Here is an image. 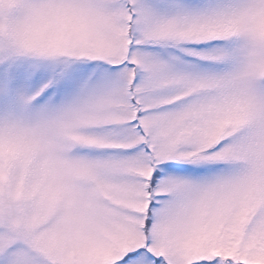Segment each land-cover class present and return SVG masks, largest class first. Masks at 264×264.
I'll list each match as a JSON object with an SVG mask.
<instances>
[{
    "label": "snow or ice",
    "instance_id": "snow-or-ice-1",
    "mask_svg": "<svg viewBox=\"0 0 264 264\" xmlns=\"http://www.w3.org/2000/svg\"><path fill=\"white\" fill-rule=\"evenodd\" d=\"M45 12L72 46L21 55ZM25 142L0 174L74 172L78 227L45 256L13 214L0 264H264V0H0V150Z\"/></svg>",
    "mask_w": 264,
    "mask_h": 264
},
{
    "label": "rangeland",
    "instance_id": "rangeland-1",
    "mask_svg": "<svg viewBox=\"0 0 264 264\" xmlns=\"http://www.w3.org/2000/svg\"><path fill=\"white\" fill-rule=\"evenodd\" d=\"M62 27L75 38L76 29L70 21L64 20ZM14 42L20 47V54L28 56H38L42 51L62 53L72 46L57 28L56 17L50 12L42 14L31 30L17 34ZM35 125L36 122L25 123L23 128L28 133ZM40 136H44L43 130ZM18 152L42 156V149L27 142L10 144L0 150L9 156ZM72 175L74 172L56 165L25 167L18 162L10 166L0 174V223L14 214L13 222L34 234L41 255L58 251L62 243L74 235L79 222L80 203L70 186Z\"/></svg>",
    "mask_w": 264,
    "mask_h": 264
}]
</instances>
